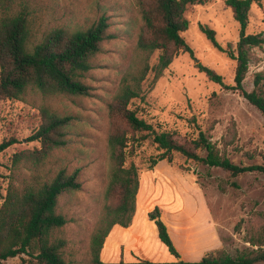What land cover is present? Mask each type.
<instances>
[{"label":"rangeland","instance_id":"374dc122","mask_svg":"<svg viewBox=\"0 0 264 264\" xmlns=\"http://www.w3.org/2000/svg\"><path fill=\"white\" fill-rule=\"evenodd\" d=\"M28 1L38 12L36 30L40 35L56 28L84 31L106 17L113 38L102 43L101 52L93 59L95 68L85 79L90 96L45 97L30 90L20 100L0 101V145L14 140L0 153V209L11 187L51 182L61 170L68 175L79 171L81 189L60 197L58 213L68 220L62 232L68 242L64 250L68 264H92V238L110 204L106 196L112 170L109 138L115 126L110 105L124 81L142 70L145 58L138 47L144 27L140 0ZM226 2L211 0L187 9L190 27L183 37L198 61L181 54L158 80L151 69L142 83L141 97L133 101L131 109L158 132H172L180 143L197 140L203 132L233 163L264 165L263 114L238 91L211 82L197 68L202 63L223 76L226 86L235 85L236 61L216 49L200 28H211L220 45L235 48L241 26ZM247 34H262L264 38V0H254ZM159 56L156 52L150 58L151 68ZM259 73L264 74V44L252 50L244 81L248 92L255 89ZM43 109L71 121L65 130L67 144L40 162L42 144L31 137L43 124ZM152 140L149 137L129 153L128 165L134 163L139 170L140 202L153 193L151 204L142 205L137 197L135 217H143L148 205L162 204L163 220L184 261L198 262L222 254L235 257L254 249L247 241L264 228V176L246 173L233 177L221 168L180 154H175L172 162L162 161L151 169V158L160 154ZM147 232L150 236L151 231ZM157 240L166 252L165 256L157 250L161 263L176 262ZM138 252L141 258L148 257L144 249ZM23 258L2 264H23Z\"/></svg>","mask_w":264,"mask_h":264},{"label":"trees","instance_id":"16d2710c","mask_svg":"<svg viewBox=\"0 0 264 264\" xmlns=\"http://www.w3.org/2000/svg\"><path fill=\"white\" fill-rule=\"evenodd\" d=\"M209 1L140 0L144 27L138 47L145 58L142 70L124 81L110 105V114L115 122L109 138L112 170L106 196L110 204L106 217L92 238V264H264V228L247 241L254 249L241 251L235 257L222 254L219 257L206 256L198 262L180 260L181 255L163 220L160 207H155L148 216L157 227L160 241L177 259L176 262L139 260L135 263H106L101 259L112 230L116 226L129 228L133 224L140 178L136 165H128L129 153L149 137L160 152L157 157L151 158V169L162 161L172 162L174 155L180 154L202 165L221 168L233 177L246 173L264 176V165L242 167L233 163L221 154L205 133L201 132L199 138L190 143H180L172 132H158L153 124L131 109L133 101L141 97L142 83L150 71L156 73L158 80L174 60L185 53L198 61L183 37L190 27L186 12L190 6L204 5ZM253 3L254 0L226 2L241 26L240 39L235 48L231 45L224 48L217 41L214 30L200 26L216 49L236 61L235 85L226 86L223 76L202 63H198L197 68L211 82L238 91L264 116V74L256 75L252 92L244 87L252 63V50L264 44L262 34H247ZM38 17V12L32 9L28 0H0V101L20 100L30 90L45 97L90 96L91 88L85 79L95 68L93 59L101 52L102 43L113 38L108 32V18L102 17L84 31L70 32L56 28L40 35L36 30ZM156 52L160 53L159 60L151 68L150 58ZM42 116L43 124L31 137V141L42 144V149L38 151L40 162L67 144L65 130L71 121L70 117H61L47 109L42 110ZM13 143L14 140L3 142L0 153ZM79 173L75 171L68 175L66 170H61L51 182L9 189L0 209V264L19 256L29 258H23V264H68L64 254L68 242L62 236L68 220L58 213V206L64 193L81 189Z\"/></svg>","mask_w":264,"mask_h":264},{"label":"crops","instance_id":"0c3cea01","mask_svg":"<svg viewBox=\"0 0 264 264\" xmlns=\"http://www.w3.org/2000/svg\"><path fill=\"white\" fill-rule=\"evenodd\" d=\"M152 195L153 193L149 194L141 202L139 196L138 203L142 205L143 203L151 204L150 199L153 197ZM157 206L163 209L164 219L165 207H162V204L155 203L147 206V213L143 217H134L135 219L133 220L131 227L123 228L121 226H116L112 230L102 251V260L104 262L119 263L120 261H123L125 263H135L139 260H148L151 262L162 261L159 257L160 253L166 256V252L164 248L158 244L157 239H159V235L157 227L148 216L151 210ZM147 229L151 231L150 236L148 235ZM141 249H144L145 252L148 253V257L141 258V256H139L138 251ZM157 250L160 253H157Z\"/></svg>","mask_w":264,"mask_h":264},{"label":"water","instance_id":"95a60500","mask_svg":"<svg viewBox=\"0 0 264 264\" xmlns=\"http://www.w3.org/2000/svg\"><path fill=\"white\" fill-rule=\"evenodd\" d=\"M180 260H182V259H180Z\"/></svg>","mask_w":264,"mask_h":264}]
</instances>
